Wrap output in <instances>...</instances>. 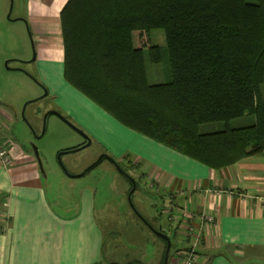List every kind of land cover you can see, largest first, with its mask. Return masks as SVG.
<instances>
[{
  "label": "trees",
  "instance_id": "16d2710c",
  "mask_svg": "<svg viewBox=\"0 0 264 264\" xmlns=\"http://www.w3.org/2000/svg\"><path fill=\"white\" fill-rule=\"evenodd\" d=\"M59 17L64 79L121 125L213 170L264 155V0H68ZM163 58L168 80L149 83Z\"/></svg>",
  "mask_w": 264,
  "mask_h": 264
},
{
  "label": "crops",
  "instance_id": "0c3cea01",
  "mask_svg": "<svg viewBox=\"0 0 264 264\" xmlns=\"http://www.w3.org/2000/svg\"><path fill=\"white\" fill-rule=\"evenodd\" d=\"M67 1L26 0L25 14L18 19L29 22L39 62L61 66L63 83L81 98L82 115L87 120L96 115L93 122L94 117L99 118L94 126L101 130L102 136L83 131L86 141H96L109 150L110 153L101 154V159L112 157L114 148L120 157L112 158L122 165L130 162L131 172L139 173L138 183L147 188L144 190L150 198L161 202L156 216L159 224L152 227L167 235L170 243L173 238L177 247L171 255L168 251L166 264H185L184 254L191 245L187 233L190 225L201 228L195 264H264V155L250 156L213 170L126 128L89 98H83L63 77L59 15ZM153 66V82L147 72L149 83L167 81L166 70L158 63ZM86 106H90L89 112ZM245 117L233 127L250 125L252 117ZM0 119L11 118L0 113ZM221 128L216 124L205 132ZM5 142L0 138V145ZM6 147L12 161L8 167L0 164V223L7 217L10 223L0 233V264H103L105 237L94 219L92 192L84 188L75 211L59 215L40 182L41 167L36 156L12 143ZM134 181L137 188L135 178ZM202 214L213 216V221L201 223ZM153 243L156 264H164V244L161 247Z\"/></svg>",
  "mask_w": 264,
  "mask_h": 264
},
{
  "label": "rangeland",
  "instance_id": "374dc122",
  "mask_svg": "<svg viewBox=\"0 0 264 264\" xmlns=\"http://www.w3.org/2000/svg\"><path fill=\"white\" fill-rule=\"evenodd\" d=\"M26 4V0H0V113L11 118L0 119V138L7 140L6 145H17L33 157L34 149L37 150L40 182L59 215L75 211L84 188L92 192L94 219L105 237L103 264H156L153 242L161 247L163 243L136 218L127 197L131 187L128 179L135 175L137 181L139 173H132V168L124 165L126 173L120 172L109 159L100 158L105 151L110 153L108 149L96 141H86L84 132L102 136L94 126L99 118L94 117L93 122L96 115L88 120L82 115L81 98L63 83L59 64L39 62L36 58L29 22L18 19L25 14ZM151 36L152 43L161 47L165 55L163 30L153 29ZM18 62L22 65L18 66ZM158 65L169 78L166 58ZM153 68V64H147L150 82ZM260 88L264 101V81ZM85 110L89 112L90 106ZM239 121L241 118L233 119L230 125ZM216 124L223 126L222 122L205 123L199 131H211L207 129ZM111 151L112 157H120L114 148ZM144 188L138 183L131 204L157 227L161 202L150 198ZM0 224L6 231L8 217ZM171 240L170 255L177 249L174 239Z\"/></svg>",
  "mask_w": 264,
  "mask_h": 264
},
{
  "label": "built area",
  "instance_id": "2783aa9c",
  "mask_svg": "<svg viewBox=\"0 0 264 264\" xmlns=\"http://www.w3.org/2000/svg\"><path fill=\"white\" fill-rule=\"evenodd\" d=\"M0 164L3 165L4 167H8L11 165V157L9 155V152L6 147L0 146ZM201 223L204 222H212L213 221V216L211 215H206L202 214L199 216ZM201 228L200 226L198 227H193L192 225L188 226L187 233L189 234L191 238V245L188 248V250L185 252L184 256V262L185 264H195L196 261V247L199 244L200 238H201Z\"/></svg>",
  "mask_w": 264,
  "mask_h": 264
},
{
  "label": "water",
  "instance_id": "95a60500",
  "mask_svg": "<svg viewBox=\"0 0 264 264\" xmlns=\"http://www.w3.org/2000/svg\"><path fill=\"white\" fill-rule=\"evenodd\" d=\"M89 141V140H88ZM76 149V148H75ZM74 149V150H75ZM34 155L36 156V158L38 159V157H37V150L36 149H34ZM102 157V156H101ZM100 157V158H101ZM109 157V156H108ZM109 159H111L110 157H109ZM112 162L114 163V165L115 166H117V168L118 169H120V167H119V165L115 162V160H113L112 159ZM89 169V168H88ZM87 169V170H88ZM121 170V169H120ZM122 171V170H121ZM82 173H84V172H82ZM122 173H124L123 171H122ZM129 179H130V181H131V183H132V188H131V190L128 192V201L130 202V205H131V207H132V209L134 210V212L137 214V216H139L147 225H148V227H150L151 228V230L157 235V236H160L161 238H163L165 241H166V249H165V256H164V264H166V261H167V255H168V251H169V248H170V240H169V237L167 236V235H165L164 233H162V232H159V231H157V230H155L154 228H152L149 224H148V222L137 212V210L132 206V204H131V193H132V191L135 189V181H134V179L133 178H131V177H129Z\"/></svg>",
  "mask_w": 264,
  "mask_h": 264
},
{
  "label": "bare ground",
  "instance_id": "6f19581e",
  "mask_svg": "<svg viewBox=\"0 0 264 264\" xmlns=\"http://www.w3.org/2000/svg\"><path fill=\"white\" fill-rule=\"evenodd\" d=\"M8 150V149H7ZM9 152V151H8ZM10 155V154H9ZM12 161V160H11ZM3 166V165H2ZM142 216V215H141ZM139 217V216H138ZM143 217V216H142ZM140 218V217H139ZM144 218V217H143ZM145 219V218H144ZM142 220V219H141ZM146 220V219H145ZM143 221V220H142ZM147 221V220H146ZM144 222V221H143ZM148 222V221H147ZM145 223V222H144ZM146 224V223H145ZM149 224V223H148ZM147 225V224H146ZM150 225V224H149ZM148 226V225H147ZM151 226V225H150ZM152 227V226H151ZM150 228V227H149ZM153 228V227H152ZM151 229V228H150ZM170 240V239H169ZM171 246V243H170ZM170 249V248H169Z\"/></svg>",
  "mask_w": 264,
  "mask_h": 264
}]
</instances>
